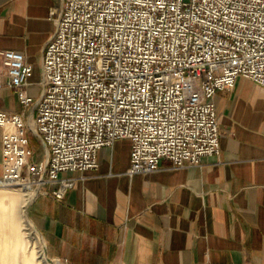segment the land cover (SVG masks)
Wrapping results in <instances>:
<instances>
[{"label":"built area","instance_id":"1","mask_svg":"<svg viewBox=\"0 0 264 264\" xmlns=\"http://www.w3.org/2000/svg\"><path fill=\"white\" fill-rule=\"evenodd\" d=\"M42 55L36 113L0 109V186L35 190L67 170L98 166L99 149L131 140L128 172H151L162 159L198 165L220 152L215 95L244 76L264 86V0H61ZM6 86L24 87L33 66L4 49ZM45 157L34 160L28 133Z\"/></svg>","mask_w":264,"mask_h":264},{"label":"crops","instance_id":"2","mask_svg":"<svg viewBox=\"0 0 264 264\" xmlns=\"http://www.w3.org/2000/svg\"><path fill=\"white\" fill-rule=\"evenodd\" d=\"M61 0H0V51H22L33 66L25 92L6 86L0 58V109L35 115L43 90V49L55 30L50 10ZM220 152L198 165L162 159L151 172H128L131 140L99 149L98 166L67 170L60 182L33 190L27 211L42 233L47 255L60 264H264V86L240 76L215 95ZM45 157L39 138L28 133ZM33 146V145H32ZM2 129L0 128V177ZM17 189L0 188V221L18 212Z\"/></svg>","mask_w":264,"mask_h":264},{"label":"bare ground","instance_id":"3","mask_svg":"<svg viewBox=\"0 0 264 264\" xmlns=\"http://www.w3.org/2000/svg\"><path fill=\"white\" fill-rule=\"evenodd\" d=\"M0 188H10V186ZM18 192H21L17 195L18 212L12 216L10 227H4L0 221V264H41L34 241L28 237L25 230L27 225L35 226L27 211L34 192L27 187H23ZM34 230L44 241L42 233L36 226ZM56 264H60L59 260Z\"/></svg>","mask_w":264,"mask_h":264},{"label":"rangeland","instance_id":"4","mask_svg":"<svg viewBox=\"0 0 264 264\" xmlns=\"http://www.w3.org/2000/svg\"><path fill=\"white\" fill-rule=\"evenodd\" d=\"M32 145L36 149V154L39 153L41 148L37 146V144L34 140H32ZM10 188L12 190H15V189L21 190L22 189V187H20V186H10ZM32 192H33V190H32ZM23 216L25 217V215H23ZM35 226L32 227V226L27 225L26 226L27 228H25V230L29 235L28 237L32 241H34V244L36 246V250L38 251V258L41 260V264H56L58 260L47 255L46 249H45V242L42 241V239L38 235V232L34 230Z\"/></svg>","mask_w":264,"mask_h":264}]
</instances>
